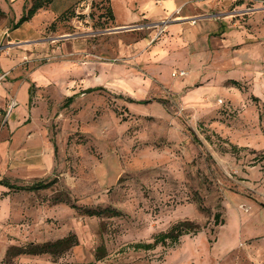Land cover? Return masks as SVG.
<instances>
[{
	"label": "rangeland",
	"instance_id": "obj_1",
	"mask_svg": "<svg viewBox=\"0 0 264 264\" xmlns=\"http://www.w3.org/2000/svg\"><path fill=\"white\" fill-rule=\"evenodd\" d=\"M99 1L82 41L60 37L84 33L74 9L15 27L31 0H0L12 44L32 42L0 71V181H55L0 182V264H264V3L210 0L182 27L147 23L126 0H112V23ZM22 110L26 127L12 128ZM179 221L200 230L134 248ZM72 233L61 255L11 253Z\"/></svg>",
	"mask_w": 264,
	"mask_h": 264
},
{
	"label": "crops",
	"instance_id": "obj_2",
	"mask_svg": "<svg viewBox=\"0 0 264 264\" xmlns=\"http://www.w3.org/2000/svg\"><path fill=\"white\" fill-rule=\"evenodd\" d=\"M95 0H51V3L40 8L38 10L37 13L41 12V10H46L49 9L51 7H55L57 6L59 3V6L62 5L64 8V10L60 13V15L62 16L68 9H74V13L75 15L78 14H82L83 15V20H77V16H72V22L74 23V26L77 29H81L84 30V33L79 34V35H60L61 38H65V39H69V38H76L75 40H86L88 38H90V31L88 29H85V23H88V9H90L92 2ZM133 1V7L137 8L138 11V17L140 19H144L147 23H168V22H183L182 27L186 26L187 24H192L190 21V18L194 17V18H198L202 13L200 12L201 10V4H203L204 2L210 1V0H126V2H129V4H131ZM254 5L255 8L261 6V4L264 3V0H254ZM112 2V0H111ZM131 2V3H130ZM257 3V5L255 4ZM31 5H32V0H31ZM30 5V6H31ZM112 5V4H111ZM24 10H26V8H24ZM24 10L22 12V15L24 13ZM0 11H2L1 14V18H0V41L6 40V46H10V48H12V51L9 52H5L6 54H3L2 58H0V71H2L3 73H6L8 70H10L11 68H14L15 66H17L21 54L24 52L21 51L20 48L15 47L14 45H19V44H27V43H32L30 41V38H25L23 39H19L16 41L15 44H12V42L14 41L11 38V33H10V24H8L4 19L7 17L6 12L1 8L0 6ZM36 13V14H37ZM35 14V15H36ZM34 15V16H35ZM33 16V17H34ZM60 16V17H61ZM115 16V13H114ZM198 16V17H197ZM32 17V18H33ZM31 18V19H32ZM116 18V16H115ZM30 19V20H31ZM150 19V20H149ZM29 20V21H30ZM190 21V22H188ZM27 22V21H26ZM153 24V25H154ZM130 24H126V23H122V24H115L116 27H120V30L122 29H126ZM198 23L196 22L197 26ZM191 27V25H188ZM17 27V26H15ZM122 32V31H120ZM144 44V42H143ZM149 44V43H148ZM84 46H82V53H91L92 48L87 47V48H83ZM7 48V49H10ZM8 53V54H7ZM26 53V52H25ZM71 53H76V52H71ZM17 55H19V57H17ZM12 56H14V58H12ZM39 71V70H38ZM5 78V77H4ZM78 92V90H73L72 93L69 94L70 96H75V94ZM24 94L23 98H20V102L25 104L26 102H30V94H29V90L27 91L26 86L23 85L20 90H19V95ZM19 100V99H18ZM23 110L21 113V117L19 118H15L14 121H12V128H17L21 125L24 124V114H23ZM24 127H26V125L24 124ZM24 133V132H23ZM42 145L41 148H45V149H49L50 146L48 145V143L46 142H38V143H33V146H37V145Z\"/></svg>",
	"mask_w": 264,
	"mask_h": 264
},
{
	"label": "trees",
	"instance_id": "obj_3",
	"mask_svg": "<svg viewBox=\"0 0 264 264\" xmlns=\"http://www.w3.org/2000/svg\"><path fill=\"white\" fill-rule=\"evenodd\" d=\"M104 2L106 3V6H107L106 13L108 14L110 21L114 23L115 16H114V11L111 5V0H100L98 4H101V3L104 4ZM50 3H51V0H32V5L29 8H26V10H24V13L21 16L19 22L16 24V26L18 27L24 22L29 21L38 12L40 8ZM74 12L71 14V16H75ZM1 14H2V11H0V15ZM233 83L236 85L239 84L237 81H233ZM74 97L75 96H70L67 98V100L73 101ZM30 101H31V95H30ZM0 182L10 187H13L15 190L38 191L41 189H46V188L51 187L55 181L54 180H50V181L40 180V181H36L28 185H14V184H11L8 180H3ZM83 212L90 216H101L103 214H110V215L120 214L119 211L110 209V208H104V209L84 208ZM220 217L221 215L217 213L215 215V221L218 222L220 220ZM199 230H200L199 225H194L190 221H179L174 226H172V228L169 231L159 233L156 236L154 243L140 242V243H136L134 245V248L147 250V249L153 248L159 242L163 244H166L168 241L170 243H177L180 237L183 236L184 234H188L191 231L197 232ZM77 244H78V237L76 234L72 233L56 241L44 242L42 244H36L34 242H31L25 246L13 247L11 253L13 255L51 254V255L57 256V255L63 254L64 252H66L71 247Z\"/></svg>",
	"mask_w": 264,
	"mask_h": 264
},
{
	"label": "built area",
	"instance_id": "obj_4",
	"mask_svg": "<svg viewBox=\"0 0 264 264\" xmlns=\"http://www.w3.org/2000/svg\"><path fill=\"white\" fill-rule=\"evenodd\" d=\"M3 77H4V75L0 77V80H1Z\"/></svg>",
	"mask_w": 264,
	"mask_h": 264
},
{
	"label": "water",
	"instance_id": "obj_5",
	"mask_svg": "<svg viewBox=\"0 0 264 264\" xmlns=\"http://www.w3.org/2000/svg\"><path fill=\"white\" fill-rule=\"evenodd\" d=\"M113 31H115V30H119V29H112ZM89 92V91H88Z\"/></svg>",
	"mask_w": 264,
	"mask_h": 264
}]
</instances>
